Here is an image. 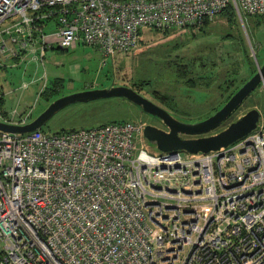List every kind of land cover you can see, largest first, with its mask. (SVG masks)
<instances>
[{"label":"built area","instance_id":"1","mask_svg":"<svg viewBox=\"0 0 264 264\" xmlns=\"http://www.w3.org/2000/svg\"><path fill=\"white\" fill-rule=\"evenodd\" d=\"M227 6L264 16V0H0V56L81 44L104 61L141 28L198 31ZM144 126L0 132V264H264V121L196 154L150 152Z\"/></svg>","mask_w":264,"mask_h":264},{"label":"rangeland","instance_id":"2","mask_svg":"<svg viewBox=\"0 0 264 264\" xmlns=\"http://www.w3.org/2000/svg\"><path fill=\"white\" fill-rule=\"evenodd\" d=\"M241 20L240 23L235 17L229 25L224 18L218 16L209 22L201 33L199 30L190 29H173L162 33L150 28H141V39L133 50L104 61L98 50L81 44L66 50L52 45L44 51L42 59L34 61L30 60V55L18 62L9 56L1 55L2 111L8 115L14 111L17 116L30 110V122L52 101L62 96L113 86L130 88L133 84L138 85L141 81H146L148 85L138 93L175 119L187 124L204 120L214 113V109L222 106L220 104L223 97H219L222 90L218 93L215 88L208 92L183 87L175 77V64L190 62L192 71H195L203 63L206 65L201 69L205 72L213 62L218 71L215 85L226 78L228 69L237 66V69L230 73L229 79H240L239 85L241 78L248 71V62L252 64L250 70H256L264 62V16H242ZM52 29L53 23L49 22L44 26L43 33L48 35ZM244 50L246 60L242 53ZM52 82H56L57 87L51 84ZM21 83L27 84L26 89H20ZM53 86L56 87L55 92L36 97L39 90L44 87L50 90ZM154 90L171 97L172 100L168 104L167 100L166 104H161L150 96V92ZM244 100L232 111L229 118L225 119L221 127L210 134L224 129L252 109H255L259 118L264 121V81ZM133 121H141L158 129L164 128L159 120L143 113L127 100L110 97L69 104L54 113L41 126L40 131L54 134L90 129L102 124ZM142 142L150 152H157L155 147L143 138Z\"/></svg>","mask_w":264,"mask_h":264},{"label":"water","instance_id":"3","mask_svg":"<svg viewBox=\"0 0 264 264\" xmlns=\"http://www.w3.org/2000/svg\"><path fill=\"white\" fill-rule=\"evenodd\" d=\"M264 81V62L255 73L244 82L229 99L211 116L195 123L180 122L167 111L155 105L148 99L129 87L113 86L105 89L86 90L62 96L52 101L44 111L32 121L23 125L0 122V132L16 135L40 130L41 126L58 110L73 104L86 103L97 99L120 97L135 105L143 113L157 119L166 131L145 125L142 128V138L154 146L157 152L167 153L183 151L187 154L208 153L226 147L250 133L256 126L259 113L249 110L240 118L231 122L215 134L209 133L216 128L238 107L244 99ZM208 134V135H207Z\"/></svg>","mask_w":264,"mask_h":264},{"label":"trees","instance_id":"4","mask_svg":"<svg viewBox=\"0 0 264 264\" xmlns=\"http://www.w3.org/2000/svg\"><path fill=\"white\" fill-rule=\"evenodd\" d=\"M219 17L220 18H224L227 22V24L231 25V22L234 21L235 19V16H234V13L232 11V8H230L229 6H227L225 9H223V11L219 14ZM48 21H51V19L49 20H46L45 22H42V24H45V23H48ZM209 24V22L207 21H204L203 24H202V27L199 29V33H201L204 28ZM155 30V29H153ZM173 29H161V30H155V31H160L162 33H167L169 31H171ZM140 35H141V32L139 30L138 32V41L137 43L140 41ZM194 36H192L193 38ZM242 53L244 54V59L246 60V52L245 50L242 51ZM259 63V62H258ZM204 65L206 64H200L199 65V69L198 70H195V71H192V64L189 62V63H186V64H182V63H176L175 64V77L177 78V81L180 82V84L185 87V88H188V89H203L204 91L207 90L208 92H210V89H217L218 93H219V90H222L221 91V94L219 93V97H223L222 99V103L220 105H223L228 99L229 97L244 83L246 82L254 73H255V69L251 68L250 70V66L252 65L251 62H248V65L249 67L247 66L248 68V71L246 73V75L241 78V81L238 85V81L240 79H236L235 81L233 80H230L229 77H230V73L231 72H234L235 69H237V66H233L235 67L234 69H228L226 71L227 75L225 79H223V81L221 83H218L217 85L216 84V79H217V72L216 71V66L215 64L212 62L210 63V66L208 70H206L205 72L202 71V69L204 68ZM261 65V64H260ZM196 67V66H195ZM202 68V69H201ZM237 71V70H236ZM200 72V73H199ZM203 72V73H202ZM211 82H213V84H211ZM51 84H53L54 86L57 87V83L56 82H52ZM148 85V83L146 81H141V83H139L138 85H131L130 88H132L134 91H136L138 93V91H140L144 86ZM50 87V90L47 89V87L43 88L41 93H40V96H45L46 94L47 95H50L51 93L55 92L56 90V87ZM150 96L154 99V100H158L161 104H166V100H167V104L169 101H171V97L167 96V95H162L160 93H158L157 91H151L150 92ZM245 101V100H244ZM243 101V102H244ZM2 105H3V97L2 95H0V113L1 114H5L4 111H2ZM219 109V108H218ZM218 109H214V112ZM103 125V124H102Z\"/></svg>","mask_w":264,"mask_h":264},{"label":"flooded vegetation","instance_id":"5","mask_svg":"<svg viewBox=\"0 0 264 264\" xmlns=\"http://www.w3.org/2000/svg\"><path fill=\"white\" fill-rule=\"evenodd\" d=\"M243 103V102H242ZM229 117H227L226 118V120L228 119ZM262 119V118H261ZM226 120H224L220 125H219V127H221V125L226 121ZM161 130H164V131H166V129L165 128H163V129H161ZM215 133H217V131L216 132H214V133H211V134H215ZM210 134V133H209ZM208 135V134H207Z\"/></svg>","mask_w":264,"mask_h":264},{"label":"crops","instance_id":"6","mask_svg":"<svg viewBox=\"0 0 264 264\" xmlns=\"http://www.w3.org/2000/svg\"><path fill=\"white\" fill-rule=\"evenodd\" d=\"M242 104V103H241Z\"/></svg>","mask_w":264,"mask_h":264}]
</instances>
